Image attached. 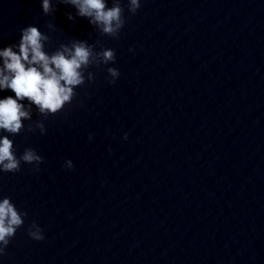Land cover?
I'll return each mask as SVG.
<instances>
[{
	"label": "water",
	"instance_id": "obj_1",
	"mask_svg": "<svg viewBox=\"0 0 264 264\" xmlns=\"http://www.w3.org/2000/svg\"><path fill=\"white\" fill-rule=\"evenodd\" d=\"M119 2L113 39L64 5L0 0V47L51 22L50 52L86 39L116 53L13 138L43 163L0 174V198L28 213L0 264H264V0H141L134 15Z\"/></svg>",
	"mask_w": 264,
	"mask_h": 264
},
{
	"label": "clouds",
	"instance_id": "obj_2",
	"mask_svg": "<svg viewBox=\"0 0 264 264\" xmlns=\"http://www.w3.org/2000/svg\"><path fill=\"white\" fill-rule=\"evenodd\" d=\"M128 11L135 14L141 7V0H127ZM58 5H64L74 11L65 13L67 19L75 22L84 19L91 28L103 36L118 39L125 25L124 8L119 0H40L43 15L52 16ZM43 32L35 25L20 29L17 42L0 47V174H16L22 164L39 171L43 157L34 148H25L17 155L14 137L22 132H31L25 123L32 120L33 109L42 117L56 115L63 111L76 96V89L86 81H94L92 66L114 64V49L96 50L94 44L86 39H71L48 51L50 42L48 33L56 31V26L49 22ZM133 51V49H129ZM109 83H115L120 76L118 69L107 67ZM40 135L46 134L42 120L36 124ZM127 134L123 139L127 140ZM92 139L91 134L89 140ZM64 167L72 170L71 160H66ZM28 213L21 211L12 198H0V257L4 256L17 231L24 226ZM28 236L35 241H43V229L36 221L28 227Z\"/></svg>",
	"mask_w": 264,
	"mask_h": 264
}]
</instances>
